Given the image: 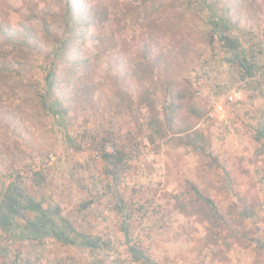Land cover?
<instances>
[{"label": "rangeland", "instance_id": "rangeland-1", "mask_svg": "<svg viewBox=\"0 0 264 264\" xmlns=\"http://www.w3.org/2000/svg\"><path fill=\"white\" fill-rule=\"evenodd\" d=\"M71 5L67 27V0H0V24L12 38H21L24 24L36 29L31 44L12 54L15 41L0 33V69L7 68L0 79V220L5 204L21 214L11 216L13 226L31 224L32 214L12 208L22 189L99 243L86 249L49 235L14 240L15 230L9 236L0 221V250L10 251H0V264H12L18 252L23 264H143L130 253L137 244L155 264H264V0H219L217 13L199 0H165L154 13L144 0ZM226 12L236 52L219 35L210 42L208 16L216 21ZM62 36L69 51L56 59L62 50L54 40ZM145 44L148 57L162 62L140 81L131 73ZM251 55L259 69L244 78L240 61ZM52 66L68 78L56 90L68 110L64 125L42 105ZM232 84L237 101H230ZM82 86L92 93L81 97ZM169 105L177 110L171 129ZM188 128L203 136L196 140L203 151L176 140ZM102 148L124 157L116 179Z\"/></svg>", "mask_w": 264, "mask_h": 264}, {"label": "trees", "instance_id": "trees-1", "mask_svg": "<svg viewBox=\"0 0 264 264\" xmlns=\"http://www.w3.org/2000/svg\"><path fill=\"white\" fill-rule=\"evenodd\" d=\"M147 1H149V3H151V1H154V3L148 4L146 3ZM219 0H199L200 2V7L202 10H205L206 8H208L209 10L214 11L213 13H217V9L215 10L216 5L218 4ZM159 2V3H157ZM144 4H145V8L146 10L150 9V11L152 10V13H154L155 11H157L158 6H163L165 4V0H144ZM214 9V10H213ZM213 13H211L213 15ZM208 16V20L207 23L210 26V30H211V34H210V42L213 45L215 41L216 37L215 35H219V39L218 42L222 43V46L225 50H227L228 52H236L238 49V41L233 39L234 37L231 36V34H229V32L235 28V25L232 24L231 22V17L228 15V12L223 13V15L221 16L220 19L216 18V21L212 20V15ZM72 15H73V8L71 5V0H67V6H66V13L64 14L65 16V20L67 22L66 26L68 27L69 25H71V21H72ZM81 18V17H80ZM83 20V22L85 23L86 27L91 26L92 23H89L85 18H81ZM23 31H25V33H20V37L21 38H12V35H15L14 31L8 27H4L3 25L0 24V33L3 34V36H5L6 38L9 37L10 40L15 41L13 48L11 50H9L7 52V54H12V52L17 51L18 47H27L28 45L31 44V41H33L32 35L35 34L36 29L33 28L31 25L29 24H24L23 26H21ZM44 31L47 34V32H49L48 30V26L47 24H44ZM73 32V31H70ZM17 36V35H16ZM48 37H50V35H48ZM75 38V37H74ZM16 39V40H15ZM68 42L69 39L67 40V36H62L61 38L58 37L56 40H54V43L57 44L59 51H61V53H58L56 56V59L59 58H64L66 57V54L68 53ZM1 43V41H0ZM144 54H143V60H141L139 63H137L136 68L133 70L134 72L131 73V76H136L139 77L140 81H145L144 78H148L150 79L153 75V71L154 68L161 65L162 62V58L161 56H157L155 58H149L148 57V52L150 51L147 44L144 45ZM6 52L4 46H0V55H5L4 53ZM263 52L262 49H259V52L257 53V55L261 54ZM252 59L251 62L247 61L246 58H243L240 63H241V67L244 70V78L246 77H250L253 75V71L256 72L259 67L256 65L255 66V57L256 55H251ZM59 61V60H58ZM61 61V60H60ZM62 63V61H61ZM73 63L75 66L78 67V65L80 63H78L77 60H73ZM6 70L7 68L4 69H0V79H4L3 75L4 73L6 74ZM5 71V72H4ZM68 78L61 77L60 74L57 73V70L55 69V66H52L47 73V78H46V94L42 95V100H43V107L45 109L48 110V112H52V114H54V116L58 119L59 123H61L62 125H64L65 119L63 118V116L65 117L68 113V110L65 109L64 106V102L63 99L61 97H57L56 96V90H57V86H60L58 89L63 90V83L67 81ZM117 79V77H116ZM125 79H129V76L126 75ZM88 91V87H81L79 90V95L82 97L83 95L85 96H89L91 93H89L87 95ZM153 91H151L150 89L145 92L144 94H142V96L144 97V100L147 101V105H149L151 103V99H150V95L152 94ZM219 94H221L222 92H218ZM48 97H50V103H48L47 99ZM175 109V108H174ZM172 105H169L166 108V112H165V122L167 124V126L169 127V129L172 128V124L174 121V114L176 113L177 110H174ZM155 120L152 119L151 121V125L155 127L156 123ZM159 133V132H158ZM179 134L181 136L177 137V141L183 142V144L185 146L188 147H192L193 150L195 151H203V148L199 145H197V139L198 140H202V135L197 132V131H193L191 132L188 129H183L181 131H179ZM176 136V135H175ZM101 157L102 159L110 166H114L113 170L108 171L109 174L113 175L114 178L116 179L118 177V165L120 163H122L124 161V157L122 156V153L119 152L118 150H113L112 152H107L105 149L102 148V153H101ZM36 177L41 176V173L38 172L35 174ZM42 177V176H41ZM38 185H41V182H38ZM18 190V193H15L14 197V203H12V208L17 209L20 208L23 211H27L29 213H34L35 215H37L38 219V223L31 224L30 229L27 230L28 231V235H25V230L22 231L20 230V225H12V217L11 216H21L20 212H13L11 213L8 209L7 206H5V204L3 205V218L0 220L1 221V225H3V231H5L6 234H8L9 236L12 237V230H15L13 233V235H15V239L14 240H18L20 239H27V240H32V239H36L39 235L40 237H38V239H44L47 235L52 236L54 240H56L59 243H62L63 245L66 246H77V247H85L86 245H88V247H90L91 245H95L94 242H98L99 240H94L93 238L87 237L84 234H80L71 224H69L66 220H63V218H60L61 220V227L56 226V222H54V219L52 216L57 215V217H59L60 212H51L50 209H45L42 206V202H38L36 201V199L28 196L27 194L25 195L22 191V189H16V191ZM194 192L195 194L202 200L204 201L211 209L213 210H217L216 205L214 204V202L212 200H210L209 198H205L200 190H198V188L195 186L194 187ZM11 208V209H12ZM5 210H7V212H5ZM6 213V214H5ZM218 215V214H217ZM41 217V218H39ZM13 226V227H11ZM18 233V234H17ZM11 234V235H10ZM18 238V239H17ZM92 240V241H91ZM99 243V242H98ZM90 245V246H89ZM105 246V244H104ZM88 247H85L86 249ZM93 249H96L95 247ZM101 249V247H100ZM3 250L6 252V255L10 253V251L7 249L5 250L3 248ZM0 250V251H3ZM4 252V253H5ZM130 253L133 257V259L136 262H141L143 264H155L148 256H146L143 253L142 248L137 244V246H130ZM12 257V256H11ZM22 254L20 252H18L17 254L13 255V259L11 260L12 264H23L22 262L24 260H22ZM27 264V263H26ZM28 264H30L28 262Z\"/></svg>", "mask_w": 264, "mask_h": 264}, {"label": "crops", "instance_id": "crops-1", "mask_svg": "<svg viewBox=\"0 0 264 264\" xmlns=\"http://www.w3.org/2000/svg\"><path fill=\"white\" fill-rule=\"evenodd\" d=\"M30 214H32L33 215V220H31V224H34L35 225V223H38V220H40L41 221V219H38L37 217V215H35L34 213H30ZM63 214V213H62ZM62 214H60V216L58 217V219H59V222H60V225H58L57 223H56V226H58V227H61V220H60V218H63V220H66L69 224H71L72 225V223L69 221V220H67L66 218H64V216H62ZM55 222V221H54ZM31 224L29 225V224H26V225H22V224H19L20 225V230H29L30 229V226H31ZM25 235L27 236L28 235V231H27V233L25 232ZM52 237V236H51ZM53 238V237H52Z\"/></svg>", "mask_w": 264, "mask_h": 264}, {"label": "built area", "instance_id": "built-area-1", "mask_svg": "<svg viewBox=\"0 0 264 264\" xmlns=\"http://www.w3.org/2000/svg\"><path fill=\"white\" fill-rule=\"evenodd\" d=\"M233 86L230 85V101H237V97L239 96V94L236 91V87L234 86L235 84H232ZM51 161H54L55 158L51 155L50 156Z\"/></svg>", "mask_w": 264, "mask_h": 264}]
</instances>
